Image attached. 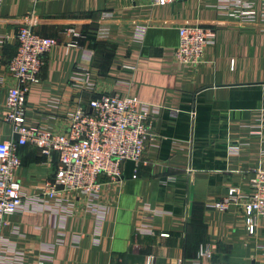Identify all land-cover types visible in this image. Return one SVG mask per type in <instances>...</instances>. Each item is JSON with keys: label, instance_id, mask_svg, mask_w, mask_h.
<instances>
[{"label": "crops", "instance_id": "obj_1", "mask_svg": "<svg viewBox=\"0 0 264 264\" xmlns=\"http://www.w3.org/2000/svg\"><path fill=\"white\" fill-rule=\"evenodd\" d=\"M218 2L2 0L0 141L12 137L5 98L16 81L7 63L17 29L31 15L33 32L57 44L27 94L28 127L64 133L67 114L101 94L135 98L138 111H150L141 162H123L119 183L101 179L98 199L62 197L49 203L52 210L36 203L37 190L54 177L57 154L16 147L23 205L0 237L22 252V264H144L148 255L154 264H193L200 244L213 252L201 264H264V220L256 219L249 236L244 209L208 207L230 186L247 192L253 172L264 167V26L218 14ZM184 24L211 28L213 44L197 69L174 70L170 52ZM68 28L81 38L66 49ZM145 206L164 212L151 221L154 236L136 232Z\"/></svg>", "mask_w": 264, "mask_h": 264}, {"label": "built area", "instance_id": "obj_2", "mask_svg": "<svg viewBox=\"0 0 264 264\" xmlns=\"http://www.w3.org/2000/svg\"><path fill=\"white\" fill-rule=\"evenodd\" d=\"M150 1L155 6L165 7L176 0ZM214 9L227 18L264 26V0H219ZM35 20L33 15L27 16L17 29L15 53L7 63V72L16 84L7 89L5 98L4 121L10 124L12 137L0 141V231L7 225V218L17 213L23 205L21 186L16 177L20 166L17 146H34L44 157L53 152L57 154L54 177L40 186L34 196L36 203L40 202L52 210L49 203H56L62 197L78 195L98 199L100 180L105 178L119 183L121 164L130 161L137 166L150 138L148 107L138 111L135 98H120L109 94L92 98L86 107H76L68 113V126L64 133H53L26 125L27 94L30 87L39 82L44 56L57 44L55 38L42 37L33 32ZM65 33L71 38L65 45L66 49L76 47V39L81 38L80 33L73 28L66 29ZM142 35L141 31L138 37ZM213 39L214 31L211 28L181 25L178 28V45L170 52L171 68L197 69L203 62L206 48L213 44ZM122 69L133 71L135 66L123 64ZM208 207L218 212H226L230 207L244 209L247 234L252 236L256 229V219L264 220V167L253 172L247 192L238 186H230L221 199L208 204ZM140 211L142 222L136 232L154 236L151 221L155 216L164 214L163 210L145 206ZM158 236L168 238L169 234L160 233ZM212 255L210 245L200 244L192 263L201 264L203 260H211ZM22 263V252L0 237V264ZM36 264L43 263L38 260ZM144 264H154V256H146Z\"/></svg>", "mask_w": 264, "mask_h": 264}, {"label": "trees", "instance_id": "obj_3", "mask_svg": "<svg viewBox=\"0 0 264 264\" xmlns=\"http://www.w3.org/2000/svg\"><path fill=\"white\" fill-rule=\"evenodd\" d=\"M183 258L185 259V255L183 256Z\"/></svg>", "mask_w": 264, "mask_h": 264}]
</instances>
